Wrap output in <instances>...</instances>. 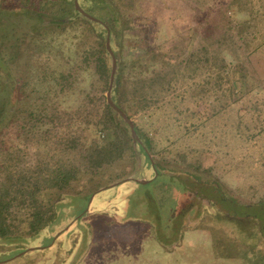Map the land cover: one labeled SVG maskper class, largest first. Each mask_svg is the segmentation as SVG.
<instances>
[{
	"label": "rangeland",
	"instance_id": "rangeland-1",
	"mask_svg": "<svg viewBox=\"0 0 264 264\" xmlns=\"http://www.w3.org/2000/svg\"><path fill=\"white\" fill-rule=\"evenodd\" d=\"M78 1L93 17L116 23L110 43L118 62L114 78L120 75V68L127 75V66H133L137 57L143 58L146 74L156 68L174 67V61L185 53L180 39L190 31V49L196 48L198 34L189 27L200 16L210 18L216 13L214 5L220 3L204 0L194 10L187 0H134V6L128 8L127 0ZM74 5L75 0L0 3V47L1 35L12 28L19 29L16 35L9 34L17 49L28 47L25 34L28 40L34 37L31 44L41 38L37 41L41 74L37 73L40 79L34 81L49 82L51 75L55 77L59 71L74 73L69 86L63 82V89L52 96L45 109L49 115L52 106L60 114L66 113L60 119L63 127L57 125L59 130H66L67 113L77 112L81 106L90 111L100 103V97L106 98L93 66L83 68V46L78 41L82 15L75 14L68 28L56 22L71 16ZM207 26H200V33ZM37 32L41 37L35 35ZM11 39L6 41L10 43ZM89 41L96 45L93 35ZM248 58L249 73L264 80V41ZM107 62L111 68L110 54ZM26 70L20 66L12 72L19 78ZM7 73L8 68L0 62V96L9 97L12 85L5 78ZM201 73L190 79L191 84L201 80ZM26 76L30 80L31 73ZM179 77L176 90L146 111L130 110V116L127 115L134 123V138L146 145L148 135L154 140L156 152L149 150L146 156L132 141L133 153L127 148L122 160L103 172V178H97L102 184L93 189L94 193L86 197L81 193L67 196L58 208L56 221L35 240H0V264H264V132H259L254 112L230 111V99L223 90L217 97H205L197 103L187 99V86L182 87L183 79ZM236 87L232 82V90L236 91ZM59 88L57 85L53 89ZM19 90L13 85L11 95ZM85 91H90L94 99H86ZM256 95L262 96L261 89ZM9 108H4L5 112L16 114L1 118L0 139L5 146L25 148L33 159L36 152L44 153L45 144L37 133L52 129L54 124L47 118L43 122L33 121L29 125L33 127L32 133L27 136L21 117L28 107L21 103ZM96 110L100 111H93ZM116 118L133 136L121 115ZM11 119L15 122L9 125ZM28 141L30 146L26 148ZM150 161L160 170L155 180L154 170L147 166ZM209 166L210 171H206ZM117 173L119 176L114 177ZM134 178L137 180H129ZM74 216L58 240L44 246L45 238L50 236L45 232Z\"/></svg>",
	"mask_w": 264,
	"mask_h": 264
},
{
	"label": "trees",
	"instance_id": "trees-1",
	"mask_svg": "<svg viewBox=\"0 0 264 264\" xmlns=\"http://www.w3.org/2000/svg\"><path fill=\"white\" fill-rule=\"evenodd\" d=\"M3 1L7 4L10 2V0H1L0 3ZM187 1L194 10H198V6L205 2L204 0ZM218 1L220 3L213 7L216 13H213L210 18L200 16L199 20L189 27L194 34H198L197 47L190 49L192 42V39L188 37L191 34L190 31L187 37L180 39V46L185 53L182 57L179 56L180 60L174 61L172 65H175L174 67L156 68L146 74L143 58L137 57L132 61L133 66H127V75L124 68H120V75L114 78L111 88V99L117 107L128 116L131 114L130 110L146 111L176 90L181 75L182 87L187 86L184 87L187 99L197 103L205 97H217L223 90L224 94L227 92L225 95L230 99L227 103L230 111L236 110L237 113L242 109L247 114L254 112L253 116L256 117L254 120L259 122V132H264V80L257 79L255 75L249 73L251 62L248 58L254 49L259 47L261 41H264V0ZM134 3V0H127V8L133 7ZM80 7L90 15L82 6ZM10 12L7 14L9 15ZM241 12L243 15H240ZM75 14L79 15L80 12L74 5V13L71 16L62 17L63 19L56 22H62L59 25L68 28L73 23ZM197 14L199 15V12ZM106 21L82 15L80 20L82 25L79 28L81 34L78 37L79 43L83 46L81 51L83 68L93 66L94 74L101 82L102 91H107L109 87L111 70L107 62L110 53L105 39L108 36L110 44L116 29V23ZM95 24L99 27H95ZM202 25L208 26L200 33ZM13 29L15 30L11 32ZM18 31L19 29L12 28L1 35L0 62L8 68V77L4 76L8 84L12 86H10L9 97L0 96V123L2 116L10 115V112H5L4 108L7 106L13 108L22 103L29 108L22 111L24 115L21 117V126L24 127L27 136L32 133L33 127L29 125L33 121L43 122L42 119L47 118L54 126L52 129H41L37 133L44 142L46 151L36 152L34 159L25 151V148L14 149L10 148V145L6 147V143L4 144L0 139V240L4 243H12L15 240L19 242L35 240L56 221L58 208L67 196L77 193H81L84 197L92 195L93 189L102 184L97 180L103 178L101 177L103 172L116 162H120L127 153V148L133 151L132 141L141 147L146 156L149 150L156 152L154 140L148 135L145 137L146 145L141 144L134 136H129L116 118L120 114L107 103L105 97L102 99L100 97V103L92 108L89 107L90 111H84L82 106L77 112L70 111L65 120L66 130L57 129V125L63 127L64 122L60 119L65 118L66 113L60 114L51 105L53 111L50 115L47 114L45 112V109L49 107L47 102L63 89V82L69 86L74 79V73L70 70L59 71L55 77L51 75L49 82L34 81V79H40L38 76L41 74L38 73L40 68H38L37 49V41L41 38L31 44L34 37L28 40V35L25 34L23 36L26 42H29L28 47L22 46L17 49L12 45L10 35H16ZM35 35L41 37L39 32ZM92 35L96 43L94 46L89 41ZM6 39H11V42L8 43ZM113 53L118 64L115 51ZM34 59L35 62H33ZM90 62L92 63L89 64ZM20 66L27 69L26 74L31 73L30 80L26 78V74L19 75V78L13 75L14 68ZM183 67L184 71L181 70ZM200 73L204 75L201 80L191 84L190 79ZM52 81L56 82L53 86L50 85ZM124 81L127 84H124ZM232 82L235 87L240 84L239 90L237 87L236 91L232 90ZM13 85L20 88L18 94L11 95ZM57 85H60V88L53 89ZM258 89L262 92L260 98L256 95ZM84 95L88 100L94 99L90 91H85ZM94 109H100V111H93ZM13 114L12 112L10 116ZM9 122L10 125L15 120L11 119ZM49 141L50 143L47 144ZM29 146L28 141L25 147ZM187 164L195 166L192 162ZM210 166L205 170L210 171ZM158 171L153 180L159 178L160 170ZM118 176L119 173L114 175V177ZM169 176L174 177L172 174ZM167 182L172 185L169 181ZM82 184L85 186H81ZM74 218L75 216L46 231L45 233L50 236L45 238L44 246L53 245L67 230V226L71 225Z\"/></svg>",
	"mask_w": 264,
	"mask_h": 264
},
{
	"label": "water",
	"instance_id": "water-1",
	"mask_svg": "<svg viewBox=\"0 0 264 264\" xmlns=\"http://www.w3.org/2000/svg\"><path fill=\"white\" fill-rule=\"evenodd\" d=\"M75 7L82 12L85 16H87L88 18L91 19H95V17L85 13L81 7L78 5L77 0H75ZM106 47L111 55V71H110V77H109V87L106 91V99H107V103L110 104L120 115L121 117L125 120V122L128 124L131 133L133 134V136H136V132H135V127H134V123L131 120L130 117L127 116V114L125 112H123L119 107H117V105L112 101L111 99V88H112V83H113V79H114V73H115V69H116V57L113 53V50L110 47L109 44V37L107 36L106 38Z\"/></svg>",
	"mask_w": 264,
	"mask_h": 264
},
{
	"label": "flooded vegetation",
	"instance_id": "flooded-vegetation-1",
	"mask_svg": "<svg viewBox=\"0 0 264 264\" xmlns=\"http://www.w3.org/2000/svg\"><path fill=\"white\" fill-rule=\"evenodd\" d=\"M79 12H80V11H79ZM80 15H84V14H83L82 12H80ZM149 163H150V164H147V166L150 165V166L152 167V169L154 170V172H152L151 170H150V171H151L152 173H154V174L157 173L158 170H157V168H156V165L154 166L153 163H151V161H150ZM134 179L137 180L136 178H134ZM139 182H146V180H145V181H139ZM99 192H100V191H99Z\"/></svg>",
	"mask_w": 264,
	"mask_h": 264
}]
</instances>
